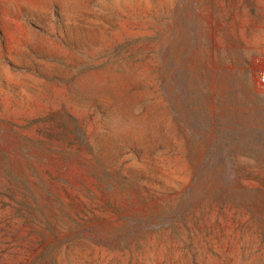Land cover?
Returning a JSON list of instances; mask_svg holds the SVG:
<instances>
[{
	"label": "rangeland",
	"instance_id": "1",
	"mask_svg": "<svg viewBox=\"0 0 264 264\" xmlns=\"http://www.w3.org/2000/svg\"><path fill=\"white\" fill-rule=\"evenodd\" d=\"M264 0H0V264H264Z\"/></svg>",
	"mask_w": 264,
	"mask_h": 264
},
{
	"label": "built area",
	"instance_id": "2",
	"mask_svg": "<svg viewBox=\"0 0 264 264\" xmlns=\"http://www.w3.org/2000/svg\"><path fill=\"white\" fill-rule=\"evenodd\" d=\"M261 84L264 86V73L260 75Z\"/></svg>",
	"mask_w": 264,
	"mask_h": 264
}]
</instances>
